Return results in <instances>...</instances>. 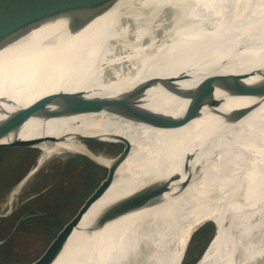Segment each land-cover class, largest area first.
Instances as JSON below:
<instances>
[{
    "label": "bare ground",
    "instance_id": "6f19581e",
    "mask_svg": "<svg viewBox=\"0 0 264 264\" xmlns=\"http://www.w3.org/2000/svg\"><path fill=\"white\" fill-rule=\"evenodd\" d=\"M126 6L135 7L137 13L122 17ZM161 9L168 13L146 30L132 31V24L147 25L146 14ZM51 27L33 32L13 50L0 51V96L19 82L14 89L16 104L30 101L26 88L50 59L48 38L56 33L46 34ZM81 35L86 37L81 47L96 56L100 72L116 43L131 37L136 43L108 69L113 80L96 75L87 87L117 86L92 93L100 102H90L63 119L52 131L53 142L36 146L42 154L29 176L46 158L63 150L86 154L108 170L41 264H182L200 213L222 195L229 215L196 264H264V93H236L240 90L236 81L244 89L264 87V0H119ZM81 52L89 55L87 50ZM215 57L227 61L212 68ZM146 80L151 86L141 101L149 100L145 105L155 112L160 96H166L180 115L155 114L160 120L187 124L157 129L127 118L117 100L130 101L135 84ZM198 102L204 103L193 111L191 105ZM128 138L146 142L145 151L129 155L134 147ZM89 139L117 141L125 149L106 165L97 159L104 157L84 145ZM121 161L126 169L116 182V164ZM159 172L163 178L189 176L190 183L182 195L172 197L158 183ZM147 191L161 192L160 202L135 212L117 210L126 205L123 201ZM119 211L123 215L114 217ZM221 220L222 215L209 221H216L218 228ZM76 234L79 237L72 241ZM84 237L87 241L81 246ZM52 256L55 259L49 261Z\"/></svg>",
    "mask_w": 264,
    "mask_h": 264
},
{
    "label": "water",
    "instance_id": "95a60500",
    "mask_svg": "<svg viewBox=\"0 0 264 264\" xmlns=\"http://www.w3.org/2000/svg\"><path fill=\"white\" fill-rule=\"evenodd\" d=\"M118 2L119 0H0V51L4 49L13 50L16 45L24 43L29 35L41 29H48L50 26H54L46 34H49L52 30L56 31L55 34H50L51 38H48L52 45V47L50 46V59L47 62L48 64L46 63L47 65L39 70L40 74L38 72L36 78L33 79V84L26 88L29 91L27 95H32L30 101L24 105L16 104L15 100L17 95L14 89L20 87L19 82H16L15 88L11 85L6 95L3 94L0 96V155L15 150L34 149L41 143H52V131L57 127L59 122L70 115L80 112L90 102H100L101 99L93 98L91 96L92 93L101 92L117 86L87 87L89 80L96 75L103 76L102 80L105 81L114 79V75L108 74V69H110V66L116 64L114 62L116 58L125 56V52H128L126 50L135 45L136 41L134 42V38L131 37L125 41L126 43H116L118 46L125 44V49H121L118 46L117 48H113L114 52L109 53V58L106 59L110 60V62L104 64L102 66L103 71L100 72L99 66H97L96 56L92 54L90 49L81 47V42L86 39V37H83L84 34L81 35V33L95 20L113 10ZM135 13H137L135 7L126 6L122 10V17ZM158 13V11L148 12L145 16L146 23L148 24H132V31L137 28L146 30L149 25L151 26L153 19ZM81 50H87L89 55L82 53ZM83 54L84 57H81ZM127 73L125 71L122 74ZM68 74L75 76V80L68 79ZM84 75L87 79H85ZM170 81L173 80L171 79ZM75 84H81L83 88L69 90V87ZM236 84L240 87V90L236 91V93L244 94L247 91H249V95L264 93V87L262 85L260 87L256 86L254 88L244 89L238 81H236ZM120 85L123 84H119L118 86ZM150 86L151 80L138 82L135 84L130 101L117 100L127 118L139 124H145L157 129H170L187 124L185 120H160L154 110L150 106L145 105L148 104L149 100L141 101ZM24 90L23 88L19 91L23 92ZM41 92L45 93L39 95ZM214 102L212 100L209 104L213 105ZM198 103H200V106L197 103L191 105L193 111H198L204 102ZM242 113H245V111H239L238 114ZM87 141L99 140L89 139L84 140L83 143ZM127 143L130 145L129 142ZM79 154L84 155L91 162L95 163L90 156L83 153ZM202 157H206L205 153ZM107 171V168H105V175ZM159 174L160 172L155 175L159 179L158 183L172 197L182 195L191 179L188 176L180 180V177L173 174L163 178ZM104 177L79 204L71 218L51 238L44 250L26 264H41L43 259L47 258L49 253L55 248L56 243L59 242L64 231L72 224L79 208L91 197L100 183L103 182ZM160 196L161 192L147 191L137 198L132 197L131 200L121 201L126 205H122L117 210L126 211L130 209L131 212H135L153 206L157 201L160 202ZM111 215L112 213L109 218ZM121 215H123L122 211H119L113 216L118 218ZM204 224L206 223L198 226L195 231ZM194 232L191 234V237ZM213 234L214 232L212 236ZM54 259L55 256H52L49 258V261H53Z\"/></svg>",
    "mask_w": 264,
    "mask_h": 264
},
{
    "label": "rangeland",
    "instance_id": "374dc122",
    "mask_svg": "<svg viewBox=\"0 0 264 264\" xmlns=\"http://www.w3.org/2000/svg\"><path fill=\"white\" fill-rule=\"evenodd\" d=\"M159 13L151 25L168 12L164 10ZM226 61L220 57H215L211 67L214 68ZM211 67L209 69H212ZM43 93L45 92H41L39 95ZM159 99L155 109L158 116L177 118L180 115L179 108L170 98L160 96ZM28 102L23 103V105ZM117 135L123 138L122 135ZM130 135L136 137L132 133ZM126 140L134 147L129 155L137 157L145 151L146 142L136 141L138 140L137 137L135 141L130 138ZM116 142L112 140L87 141L84 142V145L97 156L104 157L97 159L108 165L125 149V145ZM41 154L39 149L34 148L10 151L0 155V216H5L2 224H0V241L7 237L0 245V264H26L37 257L105 175L103 166L96 164L99 168L92 167L80 157H85L84 155L63 150L46 158L29 176L28 174L35 169ZM71 161L75 163L70 164ZM116 166L119 167L117 170L115 169L119 172L116 181L118 182L123 177L122 174L124 175L126 166L122 161ZM240 191L247 193L246 189ZM86 202L82 204L79 210ZM210 202L208 207H204L200 213L196 228L203 222L214 219L216 216L220 217V215H222V222L217 228L216 221H209L194 232L182 264H196L201 259L208 246L218 235L217 233L221 231L224 216L229 215L230 209L227 201L218 198ZM31 212L34 213L30 214L31 217L23 225L22 223H15L24 214L29 215ZM78 237L76 234L72 241ZM86 241L87 237L81 239V246Z\"/></svg>",
    "mask_w": 264,
    "mask_h": 264
},
{
    "label": "trees",
    "instance_id": "16d2710c",
    "mask_svg": "<svg viewBox=\"0 0 264 264\" xmlns=\"http://www.w3.org/2000/svg\"><path fill=\"white\" fill-rule=\"evenodd\" d=\"M82 159H84V161H86L89 165H91L92 167H96V168H99L96 164H94L93 162H91L89 159H87L86 157H82V156H80ZM77 161V160H76ZM74 161H71L70 162V164L71 163H73ZM75 163V162H74ZM225 195V194H224ZM224 197L225 196H220V199H222L223 201H225L224 200ZM32 213H34V212H31V213H29V215L28 214H24V216L23 217H21V218H19V219H17L16 220V222L15 223H22V225H23V223H25V222H27V220L29 219V217H31L30 216V214H32ZM215 225H216V227H217V224L215 223Z\"/></svg>",
    "mask_w": 264,
    "mask_h": 264
},
{
    "label": "flooded vegetation",
    "instance_id": "af4514ba",
    "mask_svg": "<svg viewBox=\"0 0 264 264\" xmlns=\"http://www.w3.org/2000/svg\"><path fill=\"white\" fill-rule=\"evenodd\" d=\"M5 219V216H0V224H2L3 220ZM7 237H5L4 239H2L0 241V245L3 243V241L6 239Z\"/></svg>",
    "mask_w": 264,
    "mask_h": 264
}]
</instances>
